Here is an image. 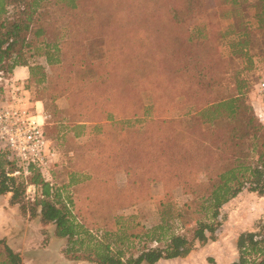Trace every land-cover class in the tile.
Instances as JSON below:
<instances>
[{"label":"trees","instance_id":"16d2710c","mask_svg":"<svg viewBox=\"0 0 264 264\" xmlns=\"http://www.w3.org/2000/svg\"><path fill=\"white\" fill-rule=\"evenodd\" d=\"M245 1L0 0V78L27 69L24 90L29 96L34 89L42 93L51 88V100L67 95L65 111L73 123L90 116L88 111L104 114L105 122H112L119 107L133 111L129 114L140 120L136 133L148 136L136 140L131 153L148 161V173L156 176L151 181L178 188L187 198L169 219L174 216L186 229L193 224L190 238L174 233L165 211L158 225L140 235L128 234L132 227H125L118 215L115 232L106 229V220L89 226L73 214L71 198L62 201L38 169L27 168V182L10 153L0 151V196L10 195V205L23 212L27 187L37 188L40 194L30 216L55 227L54 237L66 241L65 259L91 264L185 259L195 242L216 241L225 205L243 192L264 197V126L247 103L246 85L238 76L235 93H222L228 62L219 49L226 35L219 29L217 11L223 6L236 9ZM53 8L67 16L63 35H56L58 17L49 13ZM252 20L244 33H232L240 39L229 44L231 59H247L250 65L252 56L244 50L252 45L253 31L264 37V0L256 1ZM143 89L151 93L148 106L138 97ZM3 94L0 88V106ZM176 106L189 109L178 118L164 116ZM101 128L95 125L93 130ZM154 128L157 134H152ZM77 129L85 127L71 130ZM130 168V180L148 176L141 165ZM75 177L70 175L71 186L91 181L89 176ZM141 186L130 181L128 191ZM133 238L144 244L137 255L119 247L126 240L134 244ZM149 243L153 246L146 248ZM236 248L238 258L232 264H264V226L241 233ZM0 264H24L4 239Z\"/></svg>","mask_w":264,"mask_h":264},{"label":"rangeland","instance_id":"374dc122","mask_svg":"<svg viewBox=\"0 0 264 264\" xmlns=\"http://www.w3.org/2000/svg\"><path fill=\"white\" fill-rule=\"evenodd\" d=\"M256 1L246 0L236 9L231 6L218 8L219 29L226 35L219 49L228 62L227 73L224 76L225 88L222 93L225 95L235 93L233 82L238 76L239 81L245 82L247 103L264 126V93L261 86L264 84V37L253 31L249 38L252 45L244 51H248L252 56V65L248 64L247 59L239 57L231 59L229 48L230 43L240 39L232 33H244L246 26L251 25L250 20L254 15ZM49 13L52 14V17L55 15L58 17L56 35H63L65 29L68 28L67 16L65 17L61 11H57L55 8L49 10ZM252 23H254L253 20ZM27 78L28 76L24 78L21 75L1 77L0 88L4 91V101L1 106L8 105V103L13 104V100H16L13 105L26 103L28 100L31 102L40 101L48 116L44 128L45 135L55 151L52 174L53 192L57 191L62 201H68L67 198H71L74 205L70 206V209L77 218H83L89 226L106 220V229L115 232L118 226L114 217L118 215V217H122L121 223H124L125 227H132L133 231L128 234L140 235L141 232L149 231L158 225L162 211H165L169 213L167 219L170 221L174 233L191 237L193 224L186 229L174 216L169 219L171 215L178 212L176 209L187 198L178 188H173L159 180L151 181L156 176L148 173L151 171L147 167L148 161L136 158L135 153H131L134 142L145 140L148 136L140 137L137 134L140 120H135L133 114H129L133 111L127 112L126 107H119V110L114 109L115 116H113L112 122H105L104 114H90L88 111L90 116L86 114L88 117L82 116L77 120L79 122L73 123L68 120L65 111L69 104L67 95H58L55 100H51L49 95H54L51 88L42 93H36L34 89L30 92V97L29 93L24 90ZM139 92L140 102L148 106L151 93L145 89ZM210 97L213 98V96ZM126 99L131 100L129 97ZM188 109L180 110L176 106L170 110L168 115L164 116L178 118ZM102 116L103 118H101ZM74 125H84L85 129L72 131ZM95 125L102 127L100 132H94ZM76 132L81 136L75 137L74 133ZM151 132L157 134L155 128ZM132 165L144 167L148 176L139 175L130 180L127 169H133L130 168ZM71 174L76 175L75 179L80 180L82 176H89L91 181L88 184L78 183L76 186H71L69 182ZM29 176V174L24 176L27 182ZM99 179L106 180L107 184L100 185ZM130 181H137L143 186L137 190L128 191ZM39 194L40 191L37 188H35L34 194L32 191L27 194L26 191L21 203L24 207L23 212L18 205L13 206L18 210L8 207L11 206L10 198L8 205L6 198L0 197V238L11 245L13 251L25 256L24 264H91L62 260L59 254L62 249L64 250L66 241L54 240L55 227L52 224L46 225L38 220L32 221L35 218H32L30 213L32 210H36L34 203ZM27 217H30L28 222H26ZM220 220L221 227L216 233L215 242H208L205 245L195 242L194 248L187 258L178 262L158 264H223L225 258L237 259L238 236L244 232H256L264 226V197L243 192L223 207ZM133 240L134 244L130 242L131 240H126L119 247L123 251L129 252V255H137L144 244L140 243L137 238H133ZM151 245L153 246L151 243L147 244L146 248ZM154 247L157 246L154 245Z\"/></svg>","mask_w":264,"mask_h":264},{"label":"built area","instance_id":"2783aa9c","mask_svg":"<svg viewBox=\"0 0 264 264\" xmlns=\"http://www.w3.org/2000/svg\"><path fill=\"white\" fill-rule=\"evenodd\" d=\"M261 86L264 93V84ZM13 104L0 106V151L10 153V160L24 176L29 174L27 168L33 166L52 186L55 151L44 131L48 116L40 102ZM31 191L35 193L34 186L28 187L27 194Z\"/></svg>","mask_w":264,"mask_h":264},{"label":"crops","instance_id":"0c3cea01","mask_svg":"<svg viewBox=\"0 0 264 264\" xmlns=\"http://www.w3.org/2000/svg\"><path fill=\"white\" fill-rule=\"evenodd\" d=\"M27 72V73H26ZM13 76H22V77H24V78H26L27 76H28V71H27V69H25V68H19V69H16L14 72H13V74H12ZM0 197H4V198H6V203L8 204V200H9V198H10V195H6V196H0ZM9 205V204H8ZM10 209H12V210H14V209H17V208H15V207H13V206H8ZM18 210V209H17ZM27 219V221L26 222H28V221H30V217H27L26 218ZM36 220H38L40 223H42L41 222V219H40V217H37V218H35L34 220H32V221H36ZM31 221V222H32ZM53 237H54V234H53ZM0 239H2V238H0ZM54 240L55 241H62V240H59V239H56L55 237H54ZM58 243V242H57ZM56 243V244H57ZM9 245V244H8ZM10 247H11V249H12V246L11 245H9ZM13 250V249H12ZM63 250V249H62ZM62 250H61V254H59L60 255V257L62 258V260H65V257L63 256V254H62ZM15 252V251H14ZM15 253H18L19 254V252H15ZM20 256H21V258H22V261H23V263H24V260H25V256L24 255H21L20 254ZM181 260H183V259H176V260H172V261H161V262H159V263H162V262H173V261H181ZM237 259H228V258H225V259H223V264H232L233 262H235ZM66 261V260H65ZM215 261H217V260H215ZM72 262H76V263H86V262H81V261H72Z\"/></svg>","mask_w":264,"mask_h":264}]
</instances>
